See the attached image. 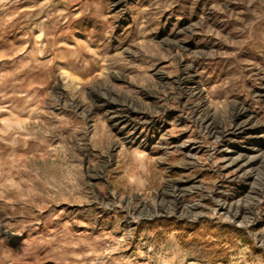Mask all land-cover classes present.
Here are the masks:
<instances>
[{
    "label": "rangeland",
    "instance_id": "obj_1",
    "mask_svg": "<svg viewBox=\"0 0 264 264\" xmlns=\"http://www.w3.org/2000/svg\"><path fill=\"white\" fill-rule=\"evenodd\" d=\"M263 177L264 0H0V264H264Z\"/></svg>",
    "mask_w": 264,
    "mask_h": 264
},
{
    "label": "bare ground",
    "instance_id": "obj_2",
    "mask_svg": "<svg viewBox=\"0 0 264 264\" xmlns=\"http://www.w3.org/2000/svg\"><path fill=\"white\" fill-rule=\"evenodd\" d=\"M197 89H198V88H197ZM199 92H201V90H197V91H196L197 94H198ZM244 113H245V110H239V111L237 112L238 116H240V115L242 116V115H244ZM250 123H251L250 120H247V121H244V122L238 124L237 127L235 128V132H233V133H243V132H245V131H247V130H250V129H255V130H257V129H259L260 126H261V125H257V124L251 125ZM239 157H240V156H239ZM237 160H238V158H236L235 160L233 159L232 164H234L235 162H237ZM262 183L264 184V177L262 178Z\"/></svg>",
    "mask_w": 264,
    "mask_h": 264
},
{
    "label": "clouds",
    "instance_id": "obj_3",
    "mask_svg": "<svg viewBox=\"0 0 264 264\" xmlns=\"http://www.w3.org/2000/svg\"><path fill=\"white\" fill-rule=\"evenodd\" d=\"M139 158H140V159H146V154H144V153H139ZM143 171L147 172V168L144 167V168H143ZM131 182H132V181L130 180V183H131Z\"/></svg>",
    "mask_w": 264,
    "mask_h": 264
},
{
    "label": "trees",
    "instance_id": "obj_4",
    "mask_svg": "<svg viewBox=\"0 0 264 264\" xmlns=\"http://www.w3.org/2000/svg\"><path fill=\"white\" fill-rule=\"evenodd\" d=\"M158 221H166L167 222L168 219H159ZM177 227H178V229H180L181 225H178Z\"/></svg>",
    "mask_w": 264,
    "mask_h": 264
}]
</instances>
